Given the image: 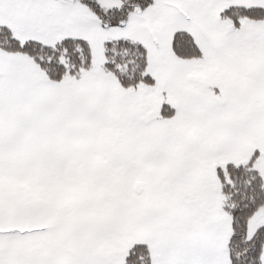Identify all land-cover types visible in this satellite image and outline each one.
I'll return each mask as SVG.
<instances>
[{"label":"snow or ice","instance_id":"1","mask_svg":"<svg viewBox=\"0 0 264 264\" xmlns=\"http://www.w3.org/2000/svg\"><path fill=\"white\" fill-rule=\"evenodd\" d=\"M0 264H264V0H0Z\"/></svg>","mask_w":264,"mask_h":264}]
</instances>
